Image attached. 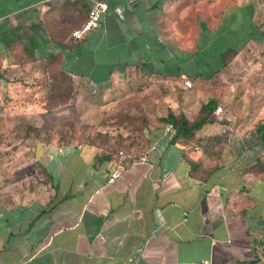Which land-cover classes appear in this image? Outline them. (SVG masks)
<instances>
[{
  "label": "crops",
  "instance_id": "1",
  "mask_svg": "<svg viewBox=\"0 0 264 264\" xmlns=\"http://www.w3.org/2000/svg\"><path fill=\"white\" fill-rule=\"evenodd\" d=\"M102 1L97 26L77 38L89 0H0V68L55 57L104 94L129 72L226 80V95L241 97L217 104L191 139L170 142L151 121L115 152L37 142L40 181L18 167L0 182V264H264V0ZM200 105L170 110L189 119ZM118 151L134 158L109 184Z\"/></svg>",
  "mask_w": 264,
  "mask_h": 264
},
{
  "label": "rangeland",
  "instance_id": "2",
  "mask_svg": "<svg viewBox=\"0 0 264 264\" xmlns=\"http://www.w3.org/2000/svg\"><path fill=\"white\" fill-rule=\"evenodd\" d=\"M60 77L56 62L0 68V182L14 183L18 167L25 170L19 176L27 183L32 184L34 178L40 181L35 174L37 142L54 146L94 144L115 152L131 147L145 124L161 123L159 119L170 107L184 108L191 116L195 106L209 98L226 105L241 97L226 95V80L186 84L182 76L161 79L141 73L134 77L128 72L111 84L110 92L115 93L104 94L88 81L70 79L68 86ZM234 80L236 91L241 79L237 76ZM257 86L255 83L251 88Z\"/></svg>",
  "mask_w": 264,
  "mask_h": 264
},
{
  "label": "trees",
  "instance_id": "3",
  "mask_svg": "<svg viewBox=\"0 0 264 264\" xmlns=\"http://www.w3.org/2000/svg\"><path fill=\"white\" fill-rule=\"evenodd\" d=\"M232 54L233 51L225 50L219 55L221 66H224L226 64L227 60L230 58V56H232ZM55 60L56 58L52 57L50 60H46V62L52 65L55 63ZM58 73L61 76L60 79H65L68 82L69 86L71 78L60 68H58ZM57 88H60V86L57 85ZM216 107V100L213 98H209L200 105L196 114L189 119L185 117L181 112L175 113L168 109L165 115L161 117L159 121L163 125H171L170 142L191 139L193 138L194 132L199 130L204 124L210 121L209 117L214 112ZM255 133L259 137L260 141L264 143V123L258 124L255 127ZM258 165L259 163L256 162L255 167H257Z\"/></svg>",
  "mask_w": 264,
  "mask_h": 264
},
{
  "label": "built area",
  "instance_id": "4",
  "mask_svg": "<svg viewBox=\"0 0 264 264\" xmlns=\"http://www.w3.org/2000/svg\"><path fill=\"white\" fill-rule=\"evenodd\" d=\"M89 2H90V7L87 13V18L82 26V29L79 32L73 33V35L77 38L80 36L82 32L97 26L100 15L107 8L106 3H104L102 0H89ZM170 131H171V125L165 124L164 125L165 134H168V133L170 134ZM118 157H123V158L122 159L118 158V160L112 164L113 166L108 169L106 182L109 184L113 183L119 177L122 167H123L122 160L125 158L133 160L134 158L133 154H126V153L124 154L121 151H118ZM146 158H147V155L143 153L137 158V160L145 161ZM255 252H256L257 258L259 259L264 258V237H262L261 239L257 241L255 245Z\"/></svg>",
  "mask_w": 264,
  "mask_h": 264
}]
</instances>
